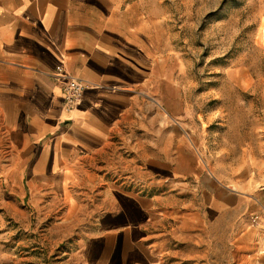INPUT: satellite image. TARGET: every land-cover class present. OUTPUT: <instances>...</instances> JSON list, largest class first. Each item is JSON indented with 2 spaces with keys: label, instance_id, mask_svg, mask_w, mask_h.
Segmentation results:
<instances>
[{
  "label": "rangeland",
  "instance_id": "1",
  "mask_svg": "<svg viewBox=\"0 0 264 264\" xmlns=\"http://www.w3.org/2000/svg\"><path fill=\"white\" fill-rule=\"evenodd\" d=\"M138 1L161 24L165 84L139 90L130 135L94 182L61 194L27 181L0 118V264H85L79 245L109 185L163 196L149 264H254L264 242V0ZM147 157L168 158L170 172L147 171Z\"/></svg>",
  "mask_w": 264,
  "mask_h": 264
},
{
  "label": "crops",
  "instance_id": "2",
  "mask_svg": "<svg viewBox=\"0 0 264 264\" xmlns=\"http://www.w3.org/2000/svg\"><path fill=\"white\" fill-rule=\"evenodd\" d=\"M160 26L138 0H0L1 126L23 178L61 194L94 182L121 133L130 135L139 90L165 84ZM70 76L87 87L65 107ZM145 167L162 176L171 163L147 157ZM204 184L214 186L210 177ZM101 192V213L79 245L84 263L155 261L150 226L163 218V196L118 185ZM261 246L254 264H264Z\"/></svg>",
  "mask_w": 264,
  "mask_h": 264
},
{
  "label": "built area",
  "instance_id": "3",
  "mask_svg": "<svg viewBox=\"0 0 264 264\" xmlns=\"http://www.w3.org/2000/svg\"><path fill=\"white\" fill-rule=\"evenodd\" d=\"M87 87L82 79H77L74 77H69L63 87V104L65 107H71L81 96L83 90Z\"/></svg>",
  "mask_w": 264,
  "mask_h": 264
},
{
  "label": "bare ground",
  "instance_id": "4",
  "mask_svg": "<svg viewBox=\"0 0 264 264\" xmlns=\"http://www.w3.org/2000/svg\"><path fill=\"white\" fill-rule=\"evenodd\" d=\"M261 31H262V34L264 36V21L262 22V25H261Z\"/></svg>",
  "mask_w": 264,
  "mask_h": 264
}]
</instances>
